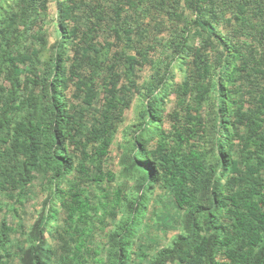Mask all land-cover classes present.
<instances>
[{
	"label": "trees",
	"instance_id": "16d2710c",
	"mask_svg": "<svg viewBox=\"0 0 264 264\" xmlns=\"http://www.w3.org/2000/svg\"><path fill=\"white\" fill-rule=\"evenodd\" d=\"M181 1L183 9L192 13L190 22L184 11H179ZM47 3L48 0H0V192L18 190L21 196L37 174L57 184L73 170L87 173L86 162L95 165V179L113 178L111 172H102L101 159L112 142L114 120L130 101L125 85L118 87L122 73L130 77L136 66L149 63L151 70L155 69L149 84L160 90L168 86L167 76L156 70L159 58L142 48L127 53L114 46L132 44L136 34L146 31V16L152 10L160 11L168 20L182 21L183 25L171 33L168 41L152 35L148 49L169 45L172 57L164 62L163 71H169L177 59L185 65L183 80L171 91L182 109L185 97H190L185 116L193 125L202 122L199 110L213 92L212 78L216 77V106L218 116L223 118L216 145L221 146L226 134L227 147L219 148L207 162L203 152L190 141L202 125L186 129L187 133L177 129L180 142L176 147L161 143L148 147L160 118L156 106L160 90H151L142 113L145 119L124 146L136 174L137 193L124 208L122 219L105 245L96 249L104 250L96 264L129 262L134 228L147 208L148 193L157 185L171 192L178 207H184V232L177 235L171 247L158 250L150 264L174 260L179 264H217L221 248L225 264H264V229L256 228L264 225V179L254 177L264 172V110L258 105L245 106L243 94L229 87H237V81L245 84L246 80L252 83L254 78H260L263 85L257 104L264 97V0H63L58 13L61 38L41 74L36 66L45 44L42 22ZM101 34L102 40L95 39ZM67 42L71 62L66 68V49L62 46ZM101 72L105 102L102 126L95 130L72 117L61 89L67 74L83 93V103L91 106L97 97V77ZM230 116L238 118L237 124L243 126V133L237 135L242 162L245 166L254 162L249 177L243 181L236 176L241 171L239 161L230 152L235 136L231 132L236 126ZM93 141L98 144L88 152L85 146ZM74 149L80 153L78 163ZM77 198L72 194L67 203V219L71 222L77 212L78 216L87 215L90 208L85 201L77 203ZM55 210L52 206L51 211ZM223 214L230 216L232 227L219 220ZM242 217L252 223L247 224ZM10 231L11 227L2 220L0 250H5ZM82 245L81 241L75 250ZM76 251L61 247L57 254L40 229L31 244L20 249L18 264H81Z\"/></svg>",
	"mask_w": 264,
	"mask_h": 264
},
{
	"label": "rangeland",
	"instance_id": "374dc122",
	"mask_svg": "<svg viewBox=\"0 0 264 264\" xmlns=\"http://www.w3.org/2000/svg\"><path fill=\"white\" fill-rule=\"evenodd\" d=\"M63 0H48L47 15L42 22V33L45 42L40 49V58L37 68L42 74L45 61L50 58L58 48L61 38L59 25V3ZM67 2L72 0H65ZM79 2V0H73ZM180 10L186 14V20L190 22L192 13L183 9L181 1ZM145 21L149 24L144 26L146 31L135 35V40L130 45L116 44L114 49L125 50L127 53H134L136 47L148 51L149 55L159 58L158 68L168 78V86L160 90L153 83L149 84L155 69L151 70L149 63L138 65L136 72L129 77L122 73L118 83L125 85L126 95L129 97V103L123 108L122 113L115 118V129L111 144L108 146L107 154L102 157L101 169L105 174L111 172L113 178L110 180H97L94 178L95 165L86 162L88 172L73 170L67 174L57 184L46 180L42 174H37L36 178L28 184L27 188L19 195L18 190H8L0 192V223L5 220L11 227L9 232L10 240L6 244L5 250H0V264H18L20 258V249L28 247L34 239V233L43 229L46 243L51 246L57 254L61 247L67 250L76 251V247L82 241L84 245L76 251L77 258L81 264H96L104 256V250L96 252V249L102 248L107 242L109 234L116 228L118 221L123 217L128 202L136 195L135 172L132 171L131 160L128 156V149L125 148L129 139L136 133L140 122L143 121V111L147 104V99L151 96V90L157 95L156 106L160 110V118L156 121L159 127L156 132L150 134L148 147L154 148L156 144H164L165 147H176L180 142L177 137V129L187 133L188 128H197L191 142L200 149L207 162H211V157L217 150L227 147L226 134L221 139V146L216 145V138L223 125V118L218 116L219 110L216 106L217 95L219 93L216 77L212 78V93L207 101L201 106L202 122H196L194 125L189 118L185 116V106L190 103V97L186 96L183 101L184 109L178 106V100L171 91L172 86L180 83L185 75V65L180 64V60H174L169 67V71H163V64L172 57L170 55L169 45L166 47L158 44L154 51L148 49L150 37L157 35L163 37L162 42L168 41L178 26H182V21H170L162 12L151 11L146 16ZM156 24V25H155ZM104 35L101 34L95 39L102 40ZM66 51L63 57L64 65L67 68L71 60L67 50L69 45L63 44ZM168 52L167 56L165 53ZM188 56L187 58H189ZM124 70L123 67H120ZM128 73V72H127ZM103 73L97 77V97L92 101L91 106L83 103V93L79 91L74 80L66 74L65 87L61 89L62 99L72 117L87 127H93L99 130L102 126L104 110V90H103ZM0 77V84H2ZM235 85H229L230 89L243 94L245 106H259L264 110V97L257 104L258 92L263 83L260 78H254L252 83L245 82ZM235 87V88H234ZM193 113V112H192ZM113 116V115H112ZM229 120H234L236 126L231 133L235 136L232 138L230 152L233 158L239 161L240 172L236 175L238 178L247 180L249 177V168L254 167L252 161L248 166L242 162L243 153L240 149V143L237 138L238 134L243 133V126L237 124L238 118L230 116ZM203 129V130H202ZM264 131V124H263ZM97 141L90 142L85 149L90 152ZM72 148V145H70ZM75 161H79V152ZM255 180H263L264 172L254 174ZM224 178H222V181ZM264 192V190H263ZM76 194L77 203L81 200L88 203L90 208L87 215L78 216L75 214V221L67 219V203L70 196ZM122 204V205H121ZM54 206L57 210L51 211ZM184 207H178L174 198L167 189L160 185L154 187L147 195V208L141 217V221L136 224L134 233L131 237V246L129 247L130 259L127 264H150L153 255L160 249L171 247L173 240L178 234L184 232L182 226ZM126 215V214H125ZM78 216V217H77ZM247 224L252 223L251 219L241 218ZM219 220L227 226L232 224V219L227 214H223ZM232 227V225H231ZM229 227V228H231ZM263 231L264 225L256 227ZM235 232V231H234ZM6 254V255H5ZM56 254V255H57ZM4 255V256H2ZM52 257L50 256V260ZM5 261V262H3ZM217 264H225L224 248L218 250L216 255ZM167 264H179L177 260L168 261Z\"/></svg>",
	"mask_w": 264,
	"mask_h": 264
}]
</instances>
